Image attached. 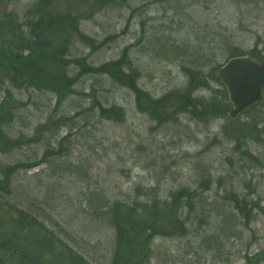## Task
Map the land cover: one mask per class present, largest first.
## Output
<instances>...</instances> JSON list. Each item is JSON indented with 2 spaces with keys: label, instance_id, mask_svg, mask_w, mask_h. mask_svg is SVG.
I'll return each mask as SVG.
<instances>
[{
  "label": "rangeland",
  "instance_id": "1",
  "mask_svg": "<svg viewBox=\"0 0 264 264\" xmlns=\"http://www.w3.org/2000/svg\"><path fill=\"white\" fill-rule=\"evenodd\" d=\"M34 1L0 0V11L23 19ZM79 20L95 47L72 42L71 90H11L4 131L21 143L0 150V177L31 168L12 178L9 201L89 264H111L109 208L169 202L185 188L186 234L155 237L150 264H249L264 253V100L232 119L217 79L235 48L264 59V0H120ZM124 54L123 84L86 70ZM188 69L198 74L196 112Z\"/></svg>",
  "mask_w": 264,
  "mask_h": 264
},
{
  "label": "trees",
  "instance_id": "2",
  "mask_svg": "<svg viewBox=\"0 0 264 264\" xmlns=\"http://www.w3.org/2000/svg\"><path fill=\"white\" fill-rule=\"evenodd\" d=\"M119 1L96 0L87 7L81 6V0H35L23 14V19L15 12L0 11V91L6 93L0 104L1 151L4 144L18 148L21 143L7 140L4 131L13 121V111L9 106L11 90H48L59 96L68 93L74 85V79L67 73L72 42L78 40L95 47L92 39L81 32L79 19L88 9L100 11ZM244 55L235 48L230 52L229 60ZM249 55L258 62H264L254 51ZM127 65L124 54L115 63L86 70L88 73L108 75L115 83L123 84ZM81 67L87 68L82 63ZM187 75L186 101L195 111L197 108L194 101H190L189 94L198 86V74L188 69ZM132 87L137 90L135 83ZM162 101L158 105L168 107L169 104ZM170 106L173 107L172 104ZM224 107L229 108V103L226 102ZM102 114L106 118L117 115L115 109H102ZM28 168L31 167L21 163L1 170L0 264H89L61 242L42 221L9 201L12 178ZM170 196L171 201L164 203L160 200L143 204L116 203L109 208L108 219L116 232L111 264H150L155 237L185 236L186 226L181 216L183 200L188 198L191 203L194 194L183 188ZM254 261L256 264L263 263L264 253L247 258L249 264Z\"/></svg>",
  "mask_w": 264,
  "mask_h": 264
},
{
  "label": "water",
  "instance_id": "3",
  "mask_svg": "<svg viewBox=\"0 0 264 264\" xmlns=\"http://www.w3.org/2000/svg\"><path fill=\"white\" fill-rule=\"evenodd\" d=\"M217 77L228 92L232 119L264 100V62L251 56L236 57L220 67Z\"/></svg>",
  "mask_w": 264,
  "mask_h": 264
}]
</instances>
